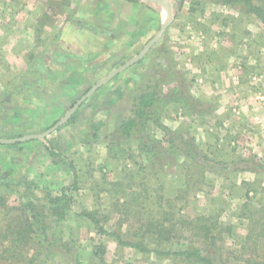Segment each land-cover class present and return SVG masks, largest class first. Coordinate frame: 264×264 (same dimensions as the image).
<instances>
[{
	"label": "rangeland",
	"instance_id": "obj_1",
	"mask_svg": "<svg viewBox=\"0 0 264 264\" xmlns=\"http://www.w3.org/2000/svg\"><path fill=\"white\" fill-rule=\"evenodd\" d=\"M112 1L115 0H100V3L120 14L126 12V17L122 15L125 19L136 16V26L121 21L127 32L116 33L105 46L104 57L96 58V65H89L81 81L77 80L80 75L72 73L71 85L75 86L56 88L51 102H34L37 98L23 89L29 99L21 106L23 118L15 117L14 102L20 100L15 92L9 97L1 94L0 137L37 135L54 125L99 80L135 57L166 17L158 4L138 1L141 10L138 7L128 10ZM219 1L183 0L179 5L177 0H169L173 19L154 46L136 64L96 89L73 118L49 136L51 148L52 144H58L54 147L59 155L55 158L58 164L52 173L33 165L32 169L38 173L32 176L35 185L32 184L29 193L46 205V199L59 196L64 187L75 183V190L67 191L72 203L64 223L49 224L46 241L34 224L36 232L28 245L30 253L40 257L32 264H100L93 255L98 247L105 249L103 264H202L181 256L156 254L188 248L200 250L214 264H264V197L255 195L258 192L264 195V184L261 185L264 147L255 149L257 144L253 145L264 132V77L256 71L249 77L251 110L259 120H248L241 130L247 144L243 154L228 152L232 145L228 146V133L224 132L229 124L228 112H218L216 119L209 116L189 119L192 110L188 107L200 101L199 97L209 96L207 87L198 93L193 84L192 65L186 66L187 58L201 45V40L195 39L199 31L209 36L202 45L210 51H220L221 56L224 48L242 54L257 49L264 51V24L243 4L223 6ZM252 2L264 13V0ZM55 4L62 13L63 8H59L62 1ZM104 31L111 35L110 31ZM59 63H54L56 69L47 66L51 71L37 74L45 78L43 85L59 79L57 67H62ZM16 74L19 75L13 73L14 79L21 78L22 73ZM28 74L31 73L25 72L26 77ZM79 82L86 84L77 88ZM154 89L160 100L153 121L134 129L129 136L120 135L118 128L133 109L137 95ZM180 97L184 98V104L167 102ZM8 99L9 103L5 104L3 100ZM200 103L195 105L197 111L215 115L212 108L216 107L212 103L205 99ZM219 125L223 131L217 132H222L221 136L212 128ZM210 135L218 136V141L209 144ZM230 142L234 143L232 146L236 144L234 139ZM41 144L47 145L45 140L38 142ZM212 145L219 149L211 148ZM2 179L3 184L5 178ZM239 179L245 187L242 183V188L237 187L231 194L228 187L234 189ZM8 192L11 196L4 203V211L28 200L20 199L26 195L23 188L12 185ZM84 213H93L105 230L125 242L141 244L148 252L136 251L119 245L112 237L98 235ZM10 215L0 223L24 226L25 216L18 212ZM37 237L41 241L39 245H36Z\"/></svg>",
	"mask_w": 264,
	"mask_h": 264
},
{
	"label": "crops",
	"instance_id": "obj_2",
	"mask_svg": "<svg viewBox=\"0 0 264 264\" xmlns=\"http://www.w3.org/2000/svg\"><path fill=\"white\" fill-rule=\"evenodd\" d=\"M55 1L57 3L62 1L63 4H59V8H63L62 13L58 12V5L55 4ZM115 1L112 2L128 10L139 8V5L136 4L138 2L129 0ZM121 2L124 3L120 4ZM220 4L223 6L227 5L222 2ZM139 9L141 10V8ZM122 15L125 16L126 12L120 14L118 11L108 7V5H102L100 0H0V76L1 74L6 75L5 78L0 77V95L3 94L9 97L10 94L15 92L18 96L20 100L17 103L14 102L17 107L15 108V117L20 119L23 116L24 107L21 106L29 100L23 94V89L25 90L26 88L33 97L37 98L38 101L35 99L34 102L47 103L51 102L54 95L53 91L56 88L70 89L75 86L71 85L72 73L76 72L77 75H80L77 80L81 81V77L83 73L87 72L89 65H96L98 63L96 62L97 59L104 57L105 46L111 43L110 41L114 39L116 33L127 32L128 29L125 26L122 27L121 21L128 26L131 22L133 26H136V16L134 18L129 16L127 20L125 19L126 16L122 17ZM104 30L110 31L112 36H107L108 34ZM197 34L195 39L201 40V45H198L199 48L195 51L196 53L190 54L189 58H187L186 66L192 65L195 73L193 84L199 89L198 93H200L201 88H208L209 96H204L205 98L199 97V100L203 101L205 99L212 103L216 108H211L216 113L215 115H213V112L202 114L199 111L200 109L198 111L195 109L197 105L200 106V101H195L196 106L191 111L189 119L196 120L200 117L206 118L208 116L216 119L218 112H228L229 124L224 132H226L225 135L228 133V146L229 144H234L230 142L232 139L236 143L234 146L231 145L230 149L228 148V152L237 151L243 154L247 151V144H245V137L241 135V130H243L248 120H259L251 110L252 103L249 100L253 98H249L252 96L248 90L251 82L249 77L255 71L261 73L264 77V64L262 63L264 51L261 52L257 49L251 51L252 53L242 54L239 53L240 51L235 52L224 48L221 56L220 51H210L209 48L202 45L208 41L207 37L209 39L207 33L199 31ZM116 38L118 39L119 37ZM196 40L194 41L196 42ZM202 46L206 48L205 51ZM56 62H60L58 65L62 66L57 67V71L60 72L59 79L54 77L57 81L50 80V82L43 85L45 78L39 77L37 74L42 73L43 70L51 71H48L47 66L49 69H56L54 68V63ZM27 71L31 73L28 74L29 77L25 75ZM13 73L17 76L19 74L16 73H22L21 78H15V80ZM81 84L86 83L79 82L76 87H82L83 85ZM44 89L48 91L41 93L40 90ZM40 96L44 98L42 99ZM181 100L183 101V99ZM181 100L179 98H171L167 102L175 105L184 104L185 102ZM3 101L5 104L9 103V99ZM75 112L68 122L73 118ZM220 127V125L218 128L212 127L219 136H221L222 132L219 133L217 130L223 131ZM52 133L43 139H34L23 143L0 144V182L3 181L2 178H5L4 182L10 183L11 187L12 185H22L26 182L35 185V180H33L32 176H35L38 170L32 169L33 165L37 169L41 170L44 167L50 173L54 172L58 164L56 159L59 158L55 151L58 144H52V149L57 154L55 157L51 156L46 150L51 148L48 143H50L49 136ZM34 134L36 135V133H29L28 135ZM28 135L22 134L13 138ZM254 136L256 135L254 134ZM262 136L264 138V132ZM262 136L259 141L258 138L257 140L255 139V144H253H257L255 149L264 147ZM217 137L210 135L209 139L212 141L209 144L214 141L217 142ZM13 138L0 137V139ZM40 140L41 142L45 140L47 145H38ZM40 147L42 150H40ZM215 147L217 150L219 149L216 145L211 146V148ZM19 148H22L20 152ZM217 150L215 149V151ZM237 156L239 155L237 154ZM27 176H30L29 180H27ZM239 180V183H235L236 187L234 189L228 187L231 194H234L235 189H238L237 187L240 186L242 188V185L245 187L244 185L246 184L244 182H242L243 184L240 183L242 179ZM263 184L264 182L261 185ZM23 187L21 186L20 189ZM6 191L8 192L7 188L2 187L0 196L4 195ZM261 193L258 192L255 195L264 197ZM67 211H69V208ZM85 219L91 223L88 218L85 217ZM4 245L0 243V248Z\"/></svg>",
	"mask_w": 264,
	"mask_h": 264
},
{
	"label": "trees",
	"instance_id": "obj_3",
	"mask_svg": "<svg viewBox=\"0 0 264 264\" xmlns=\"http://www.w3.org/2000/svg\"><path fill=\"white\" fill-rule=\"evenodd\" d=\"M131 2H138L137 0H129ZM179 4L183 0H177ZM222 3L227 5L243 4L248 12L254 14L257 19L264 24V13L260 6L253 4L252 0H220ZM184 98L180 97V100ZM160 100V95L156 90H147L141 92L135 100L133 109L130 111L129 115L126 117V120L121 123L118 128V132L122 136H129V134L138 127H143L148 121H153V114L155 111L156 104ZM182 101V100H181ZM188 104V103H187ZM195 105L188 107L189 110H193ZM145 127V126H144ZM175 150H179L176 146ZM49 154L55 157L57 154L52 148L46 149ZM4 185V186H2ZM10 183L0 184L1 187L7 188L10 186ZM75 183L70 187H65L62 189L59 196L48 197L47 204H43L42 201L35 197L32 193H29L30 190H33L32 183H24L22 185L16 184V187L24 186L23 189L26 191V195H21L20 199H28L25 203H21L19 207L7 209L4 211L6 205V200L11 196L10 192H7L0 196V221H3V218L11 217L10 212H18L20 216H25L22 224L8 225L6 222L0 223V243L5 244L0 248V263L1 264H32L35 263L36 258L39 255L31 254L30 247L28 244L31 243V235L33 232H36L33 229L34 224L37 226V232L44 237L46 241L47 233L49 232L48 225L55 223V226L62 225L65 220L67 209L72 203V198L67 193V191L75 190ZM5 203V205H4ZM24 214V215H22ZM84 216L90 220V222L96 228V233L102 236L112 237L119 245H125L136 249L140 252H148L147 249L139 243H128L121 239L120 236L115 233L105 230L99 223L97 217L93 213H84ZM22 219V218H21ZM13 235L15 237H13ZM13 237V238H12ZM12 238V239H11ZM38 238V237H37ZM41 243L38 238L36 245ZM45 244V243H43ZM28 245V246H27ZM32 250V249H31ZM27 251V253H26ZM47 252V251H45ZM105 249L103 247L94 248L93 255L100 264H103V254ZM43 254V253H42ZM161 256H170L176 255L181 256L184 259H192L197 263L202 264H214V262L202 254V252L195 248H188L180 252L175 253H156ZM43 256V255H42ZM40 257V256H39Z\"/></svg>",
	"mask_w": 264,
	"mask_h": 264
},
{
	"label": "water",
	"instance_id": "obj_4",
	"mask_svg": "<svg viewBox=\"0 0 264 264\" xmlns=\"http://www.w3.org/2000/svg\"><path fill=\"white\" fill-rule=\"evenodd\" d=\"M141 2H148V3H153V4H158L161 6L164 11H165V20L161 24L160 29L158 32L145 44L143 49L131 60L128 62L124 63L123 65L117 67L116 69L112 70L106 77L103 79L99 80L94 86H92L84 95H82L74 104L73 106L65 113V115L57 121L53 126L45 130L43 133L39 135H28V136H22L18 138H13V139H0V144H14V143H23L27 142L30 140L34 139H43L46 136H48L50 133L55 131L56 129L60 128L64 124L68 122L72 114L77 110V108L84 102L90 95H92L96 89L101 87L102 85L108 83L111 79H113L116 75L119 73L125 71L129 67L133 66L136 64L140 59H142L145 54L154 46V44L159 40V38L163 35L165 30L168 28L170 25L173 15H172V10H171V5L169 0H137Z\"/></svg>",
	"mask_w": 264,
	"mask_h": 264
}]
</instances>
